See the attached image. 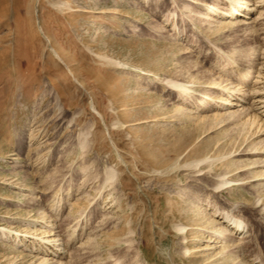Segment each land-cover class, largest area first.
<instances>
[{
  "label": "rangeland",
  "instance_id": "374dc122",
  "mask_svg": "<svg viewBox=\"0 0 264 264\" xmlns=\"http://www.w3.org/2000/svg\"><path fill=\"white\" fill-rule=\"evenodd\" d=\"M215 2L0 0V264H41L12 237L53 223L65 264H138L135 242L145 264H214L206 229L221 224L190 202L250 206L249 134L182 96L219 97L264 48L255 25L204 21ZM246 211L258 221L245 252L263 258L264 215ZM81 227L91 238L74 244Z\"/></svg>",
  "mask_w": 264,
  "mask_h": 264
},
{
  "label": "bare ground",
  "instance_id": "6f19581e",
  "mask_svg": "<svg viewBox=\"0 0 264 264\" xmlns=\"http://www.w3.org/2000/svg\"><path fill=\"white\" fill-rule=\"evenodd\" d=\"M203 7L206 8V11L203 12L202 15L204 21H208L210 23L216 22L215 25L217 26L225 23L255 25L258 28L257 30L259 31V33H262V38L264 39V0H217V2L213 4H204ZM262 51L263 53L261 54L260 58H257L254 62L252 61L254 63V65H251L253 66L252 68H250L251 66H249L250 62L249 65L247 62L246 64L242 62V65L239 67V69L237 71L235 70V72H237L235 81H231V83L229 84L217 87L220 89L219 91L221 95L219 97H214L212 94H209L199 95L197 98H195L188 92L182 96V102L193 104L192 107L195 108L198 112L204 109V112L215 109L214 116L218 114L220 116L221 110L224 109L226 113L225 115H221H224L229 120L232 117L234 118L235 116L236 121L241 124L239 125L243 126V129L246 131V133L249 134V136L245 134V138L248 137L247 140L249 141V144L244 146L238 154L248 157L246 159L245 157L241 158V162L244 166L241 171L246 170L243 172H245L247 175L243 177L240 176V181H242L240 183L250 184V186L258 190V193H255L256 196L251 202L250 206H242L243 208L241 207V209H236V212V210L234 209L236 205L234 207H228V209H226L219 205L218 202L213 203L214 201H212L211 199H206L204 202H201L200 200H191L190 202V204L195 207L194 210H197V212L201 213L203 216H209V221L211 220L210 215H213L215 218H212V222L218 221L219 224H221L219 226H217V224L216 227L213 226L211 230H209L210 228L206 229V231L209 232L207 236H210L209 240H216L217 243H220L219 249L217 248L218 250L215 249L216 251H213V254H209L210 257H212L214 264H264V257L262 258L261 256L260 258L261 254L258 255L257 253L260 252V250L257 252L252 251L251 254L246 253L248 249L251 250L250 246L252 243L250 241H252V239L256 237L253 233L252 221H258V218H244L246 217L244 216V213H247L246 209L249 210V212L251 209L255 210L257 213H261L264 215V48ZM174 85L177 87L182 86L178 83H175ZM229 181H231V179H226V177L222 176L212 185L210 190L215 193L218 188L227 184ZM248 207L250 209H248ZM238 211H240V214ZM55 213L57 214L58 212L56 211ZM49 226V230L44 231V234L39 233L26 236L17 232L12 237V239L14 240L15 244H19L22 247L24 246L25 248L30 249V253H33L34 251H36V253L41 252L42 255L38 260V262L41 264H45V262L53 260L54 256H57V258H59L56 259V264H65V262L62 263L63 261L61 259L66 254L63 255V253L65 252L61 249L69 246V243H65L62 240L61 236H59L57 232L53 231L54 223L49 224ZM178 228L183 229L184 227L179 226ZM74 229L76 231V227ZM130 232L132 231L130 230ZM0 233L4 238H11L10 231L8 230L6 232L4 227L0 226ZM86 233L89 232H86V229H84V227H81L77 236L73 238L74 244L81 241ZM111 234L109 235L111 236ZM86 236H88V238H91L89 237V234ZM112 237L113 239H115V241L120 242L119 239L121 238L118 233ZM85 240H87V237ZM128 241V248H132V245H134V240L130 238L128 239ZM74 244H72V246ZM135 244L136 247L135 249L133 248V250L135 251V255L138 259V264H145L142 251L138 246V242H135ZM237 247L238 249L240 248L244 250L242 253L243 257H241L242 260L245 258L244 261H241V258L238 259V257L233 254L234 250L232 249ZM245 253L247 254V256L245 255ZM113 257L112 259L116 260V256L114 258ZM246 259H248V262H245L247 261ZM114 260L110 259L108 261H113L112 264H123L120 260L115 262Z\"/></svg>",
  "mask_w": 264,
  "mask_h": 264
}]
</instances>
